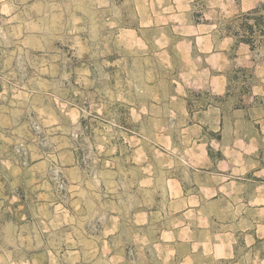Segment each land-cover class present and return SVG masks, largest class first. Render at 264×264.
I'll return each instance as SVG.
<instances>
[{"label": "rangeland", "instance_id": "rangeland-1", "mask_svg": "<svg viewBox=\"0 0 264 264\" xmlns=\"http://www.w3.org/2000/svg\"><path fill=\"white\" fill-rule=\"evenodd\" d=\"M260 3L0 0V264H264Z\"/></svg>", "mask_w": 264, "mask_h": 264}, {"label": "trees", "instance_id": "trees-1", "mask_svg": "<svg viewBox=\"0 0 264 264\" xmlns=\"http://www.w3.org/2000/svg\"><path fill=\"white\" fill-rule=\"evenodd\" d=\"M223 29L237 43H245L254 50L264 42V3L228 18Z\"/></svg>", "mask_w": 264, "mask_h": 264}, {"label": "crops", "instance_id": "crops-1", "mask_svg": "<svg viewBox=\"0 0 264 264\" xmlns=\"http://www.w3.org/2000/svg\"><path fill=\"white\" fill-rule=\"evenodd\" d=\"M244 143L246 145H248L249 142H244ZM223 144L233 148V146L237 145V142H223ZM258 205H260V204H258ZM257 226H259V225H257ZM254 229H255V226H254ZM256 231L257 230L255 229L254 232L250 233V235L252 236L253 239H255L258 236L257 234H255ZM224 250L226 251L227 256L233 255V253H234V247L232 246V244H225Z\"/></svg>", "mask_w": 264, "mask_h": 264}]
</instances>
